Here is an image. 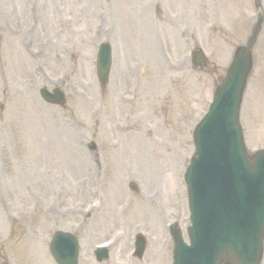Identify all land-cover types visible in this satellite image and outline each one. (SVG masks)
I'll use <instances>...</instances> for the list:
<instances>
[{
	"label": "rangeland",
	"instance_id": "obj_1",
	"mask_svg": "<svg viewBox=\"0 0 264 264\" xmlns=\"http://www.w3.org/2000/svg\"><path fill=\"white\" fill-rule=\"evenodd\" d=\"M260 4L0 0V264L5 258L8 264H50L55 230L75 233L79 264H170L165 224L176 220L187 241L183 174L194 151L193 129L259 13L239 122L247 151L264 148V0ZM101 42L110 44L112 58L102 87L94 66ZM197 49L204 52L203 67L190 63ZM42 87L62 89L65 105L43 102ZM124 94L136 100L126 105ZM114 123L122 131L114 132ZM164 132L170 137L165 152L149 151L147 161L137 147ZM95 181L99 195L92 193ZM90 200L102 208L83 214ZM135 224L146 237L141 259L131 257L130 232L106 261L93 259L97 243Z\"/></svg>",
	"mask_w": 264,
	"mask_h": 264
},
{
	"label": "water",
	"instance_id": "obj_2",
	"mask_svg": "<svg viewBox=\"0 0 264 264\" xmlns=\"http://www.w3.org/2000/svg\"><path fill=\"white\" fill-rule=\"evenodd\" d=\"M195 55L194 61H201ZM110 64V48L99 49L97 75L104 82ZM248 47H238L222 83L214 92L207 114L196 127L195 157L185 174L191 226L189 245L172 230V264H259L264 236V149L248 155L238 122L242 92L251 70ZM49 103L62 104L58 90L41 89ZM215 144L205 150L207 134ZM212 144V145H213ZM63 235L73 241L69 234ZM142 245V241L138 242ZM52 247V246H51ZM60 264L66 261L55 258ZM74 260V259H72ZM74 264V261H71Z\"/></svg>",
	"mask_w": 264,
	"mask_h": 264
},
{
	"label": "bare ground",
	"instance_id": "obj_3",
	"mask_svg": "<svg viewBox=\"0 0 264 264\" xmlns=\"http://www.w3.org/2000/svg\"><path fill=\"white\" fill-rule=\"evenodd\" d=\"M162 135V138L159 140L158 137H156L155 135L153 137L155 138H152L149 143H146V145L144 146V149L140 148V147H137L139 149V154H142V156L144 158H146L147 161H149V151H153L154 153H158L159 156H161V153L158 152L157 149H160L162 150L163 152H165V150L163 149V145L168 137L169 134H161ZM170 139V137H168ZM140 144L142 145V141L141 140H138V144L137 146H140ZM171 159H173V156L171 157ZM95 209H92V211L90 212H93ZM90 212L87 214L89 215ZM138 212V211H137ZM138 214V213H137ZM122 240V239H121Z\"/></svg>",
	"mask_w": 264,
	"mask_h": 264
}]
</instances>
